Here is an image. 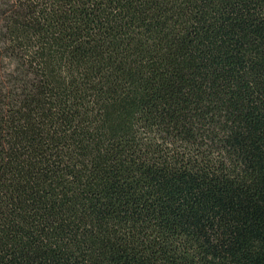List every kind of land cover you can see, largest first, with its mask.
I'll return each mask as SVG.
<instances>
[{
  "label": "trees",
  "instance_id": "1",
  "mask_svg": "<svg viewBox=\"0 0 264 264\" xmlns=\"http://www.w3.org/2000/svg\"><path fill=\"white\" fill-rule=\"evenodd\" d=\"M0 264H264V0H0Z\"/></svg>",
  "mask_w": 264,
  "mask_h": 264
}]
</instances>
